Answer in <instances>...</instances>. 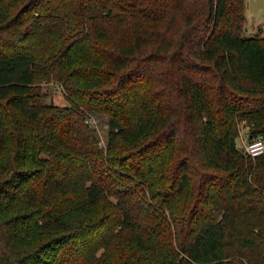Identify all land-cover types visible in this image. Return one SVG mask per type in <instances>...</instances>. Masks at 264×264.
<instances>
[{"label":"trees","instance_id":"trees-1","mask_svg":"<svg viewBox=\"0 0 264 264\" xmlns=\"http://www.w3.org/2000/svg\"><path fill=\"white\" fill-rule=\"evenodd\" d=\"M244 21L245 0H0V264H264Z\"/></svg>","mask_w":264,"mask_h":264},{"label":"rangeland","instance_id":"rangeland-1","mask_svg":"<svg viewBox=\"0 0 264 264\" xmlns=\"http://www.w3.org/2000/svg\"><path fill=\"white\" fill-rule=\"evenodd\" d=\"M244 35L248 37L257 35L264 38V0H245ZM43 91L46 102L54 101L61 106L69 104L61 85L54 82L43 83ZM90 121L97 128L100 142L105 146L109 137L107 117L96 116ZM247 130L248 128L241 126L242 135L238 139V145L243 148L248 142Z\"/></svg>","mask_w":264,"mask_h":264},{"label":"built area","instance_id":"built-area-1","mask_svg":"<svg viewBox=\"0 0 264 264\" xmlns=\"http://www.w3.org/2000/svg\"><path fill=\"white\" fill-rule=\"evenodd\" d=\"M245 152L253 158L264 153V136L258 137L245 144Z\"/></svg>","mask_w":264,"mask_h":264}]
</instances>
